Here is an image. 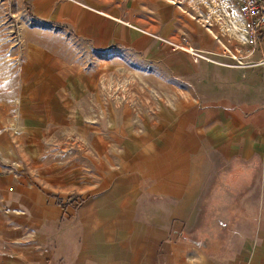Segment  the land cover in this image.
<instances>
[{
	"label": "crops",
	"instance_id": "obj_1",
	"mask_svg": "<svg viewBox=\"0 0 264 264\" xmlns=\"http://www.w3.org/2000/svg\"><path fill=\"white\" fill-rule=\"evenodd\" d=\"M29 1L74 45L33 40L20 64L17 118L0 125V264H264V28L244 43L234 10L181 0ZM116 74L181 96L90 117L99 80ZM252 157L235 248L202 251L184 231L204 186Z\"/></svg>",
	"mask_w": 264,
	"mask_h": 264
},
{
	"label": "rangeland",
	"instance_id": "obj_2",
	"mask_svg": "<svg viewBox=\"0 0 264 264\" xmlns=\"http://www.w3.org/2000/svg\"><path fill=\"white\" fill-rule=\"evenodd\" d=\"M180 2L188 7L194 5L201 9L209 7L212 9L217 8L221 13L233 10V8L228 5L226 6L223 0H195L193 3L189 2V0H181ZM150 37L155 39L159 44L168 46L159 39L152 36ZM182 38L176 42H181ZM39 40H48L51 41L49 45L57 43L56 45L72 48L73 50L74 43L68 35H61L60 32L57 33L55 26H51L48 21L40 20L34 16L32 5L29 0H0L1 126L10 123L15 117L17 118L19 91L22 90V79L19 70L20 64L27 55V51L30 48L29 45L33 42L38 43ZM170 50L182 51L173 50L171 48ZM101 74L102 71L99 72V75ZM138 86L144 87L136 78L129 79L120 77L119 74L103 80L101 78L98 82L100 91L98 98L90 94L91 96L88 102L90 105V117L94 114L95 118H101L103 105L108 107L109 104L113 103L122 105L130 104L135 106L137 110L139 109L142 114H146L148 108L151 106L167 104L173 101L172 99H176V96L177 98L181 96L180 94H174L173 96L169 90H134L137 89ZM255 209L256 208L252 210L251 208L253 212H255ZM234 212L235 215H238L242 212V207H235ZM236 224H238L236 221H231L229 223L224 222L223 232L218 239L220 241L214 251L221 249L230 251L235 248L237 240L235 238L238 237L236 234L232 233V229L236 228Z\"/></svg>",
	"mask_w": 264,
	"mask_h": 264
},
{
	"label": "trees",
	"instance_id": "obj_3",
	"mask_svg": "<svg viewBox=\"0 0 264 264\" xmlns=\"http://www.w3.org/2000/svg\"><path fill=\"white\" fill-rule=\"evenodd\" d=\"M260 170L256 157L248 161L230 159L218 167L200 194L198 220L184 231V237L202 251H214L224 222L238 221L239 215L234 212L238 200L258 178Z\"/></svg>",
	"mask_w": 264,
	"mask_h": 264
},
{
	"label": "built area",
	"instance_id": "obj_4",
	"mask_svg": "<svg viewBox=\"0 0 264 264\" xmlns=\"http://www.w3.org/2000/svg\"><path fill=\"white\" fill-rule=\"evenodd\" d=\"M223 3H226V6L228 5L233 8L236 16L240 20L238 30L240 32V39L244 43L254 44L256 38H258V34L264 28V0H223ZM140 31L159 39L173 50H182L183 52H186L192 56L193 59L209 60L201 51L195 50L186 45L187 42L185 38H182L181 42H176L169 38L158 36L156 34L154 35L141 29Z\"/></svg>",
	"mask_w": 264,
	"mask_h": 264
}]
</instances>
